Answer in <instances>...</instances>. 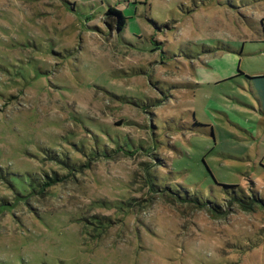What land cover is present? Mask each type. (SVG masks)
Returning a JSON list of instances; mask_svg holds the SVG:
<instances>
[{"label": "rangeland", "instance_id": "obj_1", "mask_svg": "<svg viewBox=\"0 0 264 264\" xmlns=\"http://www.w3.org/2000/svg\"><path fill=\"white\" fill-rule=\"evenodd\" d=\"M255 1L0 0V264H264Z\"/></svg>", "mask_w": 264, "mask_h": 264}, {"label": "crops", "instance_id": "obj_2", "mask_svg": "<svg viewBox=\"0 0 264 264\" xmlns=\"http://www.w3.org/2000/svg\"><path fill=\"white\" fill-rule=\"evenodd\" d=\"M256 2L257 1H255L254 0V2H252V3H247V5L246 6H250V5H252L253 3H255L256 4ZM244 5V6H245ZM264 19H262V20H260L259 22H258V29L257 30H253L255 33H257V36H258V39H257V41H262V40H264V29L262 28V24H261V22L263 21ZM257 31V32H256ZM257 76H262L261 78H255L254 80H255V85L254 86H256L257 87V89L255 90L257 93H258V96H260V98L262 97V96H264V87H263V85H264V75H256V77ZM259 83H263V85L261 86V85H259Z\"/></svg>", "mask_w": 264, "mask_h": 264}, {"label": "trees", "instance_id": "obj_3", "mask_svg": "<svg viewBox=\"0 0 264 264\" xmlns=\"http://www.w3.org/2000/svg\"><path fill=\"white\" fill-rule=\"evenodd\" d=\"M108 12H109L108 14H115L117 16V18H116V21H117L116 29L121 30L122 27L125 24V17L122 14V12L120 10L116 9V8H113V7H109ZM261 77L262 76H257V77H254V78H261ZM224 187H228V186L224 185ZM230 187H235V186H230Z\"/></svg>", "mask_w": 264, "mask_h": 264}]
</instances>
